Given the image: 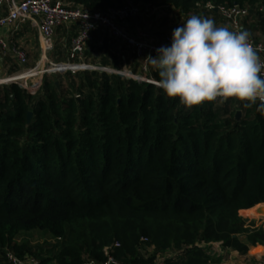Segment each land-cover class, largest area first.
<instances>
[{
	"label": "trees",
	"instance_id": "1",
	"mask_svg": "<svg viewBox=\"0 0 264 264\" xmlns=\"http://www.w3.org/2000/svg\"><path fill=\"white\" fill-rule=\"evenodd\" d=\"M54 1L105 12L127 0ZM131 1L185 14L238 5L249 10L242 30L257 40L254 29H264L256 10L264 0ZM65 75L66 86L58 73L32 92L0 85V264L7 252L37 264H102L105 247L127 264H212V243L240 254L264 244V230H248L239 215L264 203L261 104L188 107L152 82L90 69ZM149 77L159 80L153 67ZM36 229L58 242H15Z\"/></svg>",
	"mask_w": 264,
	"mask_h": 264
},
{
	"label": "built area",
	"instance_id": "2",
	"mask_svg": "<svg viewBox=\"0 0 264 264\" xmlns=\"http://www.w3.org/2000/svg\"><path fill=\"white\" fill-rule=\"evenodd\" d=\"M148 9L149 8H145V10L142 11V7L131 0H127L122 6L110 8L105 12H91L80 7H67L54 0H0V61L13 55L20 66H24L27 63L26 52L20 46L11 44V40L8 39V33L13 34L14 32H18L23 24L29 22L37 29L39 45L43 53L42 59L53 65L55 71L58 67L63 66V64L72 65L78 66V68L83 70L101 69L98 71L119 74L127 78L152 82L158 85V82L148 76L150 74L148 56H155V50L158 47L168 45L171 35L166 34L160 40H155L152 39L143 28H136L134 33H131L126 24L130 20L142 16L143 12ZM217 10L231 30H242V20L249 13L246 7H240L238 5L230 7L222 6ZM256 10L264 16V4L258 5ZM73 24L77 26V33L72 37L70 42L69 61L68 63L58 62V65H56L52 63L47 55L48 52L54 49L56 30L60 27ZM101 31L109 37L124 42L132 50V53L141 60L143 73L140 77L135 78L132 75L127 76L121 70L98 67L82 61L85 46L91 41L92 34ZM251 43L259 50V55L264 59V42L256 41L251 37ZM68 67L64 69H78ZM29 71H33V69ZM262 75H264V73H262ZM13 81H15V79H8L3 81V83H10ZM0 83L2 84V82ZM40 84L41 82L35 84L33 88H26L19 85L32 92L38 89ZM114 246H118V244H114ZM104 251L107 255V259L102 264H127L113 257L111 254V247H105ZM5 258L7 264H37V261L33 258H29V260L20 259L12 252H7ZM143 264H164V258L158 257L153 263Z\"/></svg>",
	"mask_w": 264,
	"mask_h": 264
},
{
	"label": "clouds",
	"instance_id": "3",
	"mask_svg": "<svg viewBox=\"0 0 264 264\" xmlns=\"http://www.w3.org/2000/svg\"><path fill=\"white\" fill-rule=\"evenodd\" d=\"M155 51L148 62L158 73V86L185 106L218 98L220 103L236 98L245 107L264 102V59L246 29L231 30L193 14Z\"/></svg>",
	"mask_w": 264,
	"mask_h": 264
},
{
	"label": "crops",
	"instance_id": "4",
	"mask_svg": "<svg viewBox=\"0 0 264 264\" xmlns=\"http://www.w3.org/2000/svg\"><path fill=\"white\" fill-rule=\"evenodd\" d=\"M193 14L213 18L218 26L229 27L227 22L219 14L214 15L205 10L185 14L177 9L166 6H150L147 11L143 12L142 16L130 20L126 24L131 33H134L136 28H144L150 33L152 39L160 40L166 34L171 35V32L175 27L184 23L185 20ZM70 26L71 25L56 30L54 49L47 53L49 58L57 59L60 62H65L67 59L69 60L70 42L72 37L77 33V28H75V26ZM27 30H34L36 32V38L39 43L37 29L29 22L23 24L22 28L16 34H24L23 32H26ZM254 30V35L257 39L256 41L264 42V29L256 27ZM56 37L57 39L58 37H61V40H64L65 38L66 40L63 41L64 44H59L61 40L57 43ZM56 44H59L60 46L57 47ZM8 57L6 59H8ZM82 61L98 67L121 70L125 75H132L135 78L140 77L143 73L142 62L132 53V50L124 42L109 37L102 31L92 34L91 41L85 46V53ZM63 66H65L64 68L68 66V68H78V66L72 65L63 64ZM151 67L153 66L150 64V68ZM148 76H150V74ZM261 204H258L253 208L239 211L245 221V227L248 230H264V215H259L260 212L256 215L253 214L256 213V210H258ZM261 213L263 214L264 211H261ZM246 237L247 233L239 235L240 240L244 242H247ZM247 244L248 251L244 254H240L230 248H224L220 243H212L210 246V254L214 258L212 264H264V244ZM257 247H261L262 250L256 252L255 249Z\"/></svg>",
	"mask_w": 264,
	"mask_h": 264
},
{
	"label": "rangeland",
	"instance_id": "5",
	"mask_svg": "<svg viewBox=\"0 0 264 264\" xmlns=\"http://www.w3.org/2000/svg\"><path fill=\"white\" fill-rule=\"evenodd\" d=\"M146 32L150 36V33L148 31H146ZM16 33L17 32H14L13 35H12V33H8V35H9L8 39L11 40V44H15L17 46H20L26 52L27 63L24 66H20L17 63V61L13 55L8 57V59H4L3 61H0V82H2V84H9V83H3V81L7 80L10 77L11 78L15 77V76L17 77L20 74H22L23 72H29V70L33 69V71L35 73L30 78H28V79L17 78V79H15V81L10 82V83H18L21 86H24L26 88H33V86L35 84H38L40 82L42 83V80L44 77L54 78V76H56L58 73H61V74H63V77L61 78V80H62L61 82H62L63 86H66V82H65L66 75L64 76V73H66L67 71H72L74 73L76 71L83 70V69L78 68L77 70L64 69L62 71H55L54 70L55 67H53V65L45 62V60L42 59L43 53H42L41 48L39 46L38 40L36 38V32L34 30H29V31L27 30L26 32H23L24 34H22V33L16 34ZM56 40L58 43V41L61 40V37H58V39L56 37ZM64 40H66V39L64 38ZM64 40L62 39L59 44L63 45ZM54 41H55V37H54ZM59 44H56L57 47L60 46ZM50 60L52 61V63H55L56 65H58L57 64L58 62H56L54 59L50 58ZM68 61L69 60L67 59L64 63H68ZM87 64H89V63H87ZM90 65H92V64H90ZM94 70H96V69H94ZM98 70H101V69H98ZM2 84L0 83V85H2ZM258 213L259 212L253 213V214L256 215ZM239 215H240V213H239ZM262 215H264V213ZM54 241L55 240L53 239V237L48 232L43 231V230H38V229L29 231V232H21L18 234V236L16 237V240H15V242L18 244L26 243L30 247L41 246L44 244H50ZM57 242L58 241H55V243H57Z\"/></svg>",
	"mask_w": 264,
	"mask_h": 264
},
{
	"label": "water",
	"instance_id": "6",
	"mask_svg": "<svg viewBox=\"0 0 264 264\" xmlns=\"http://www.w3.org/2000/svg\"><path fill=\"white\" fill-rule=\"evenodd\" d=\"M215 11H217V8H215ZM62 70H64V67H62V66H60V67H58L56 69V71H62ZM55 84L58 85V82L56 81ZM262 103H264V102H258L257 105H260ZM31 115H32L31 112H28V114H27V119L28 120L31 118ZM239 117H240V111H237L236 112V118L238 119ZM260 215H262L261 212H260Z\"/></svg>",
	"mask_w": 264,
	"mask_h": 264
},
{
	"label": "bare ground",
	"instance_id": "7",
	"mask_svg": "<svg viewBox=\"0 0 264 264\" xmlns=\"http://www.w3.org/2000/svg\"><path fill=\"white\" fill-rule=\"evenodd\" d=\"M261 211H264V203L261 204V206L258 208V210L256 211V213H257V212H261ZM261 250H262L261 247H257V248L255 249L256 252H260Z\"/></svg>",
	"mask_w": 264,
	"mask_h": 264
}]
</instances>
